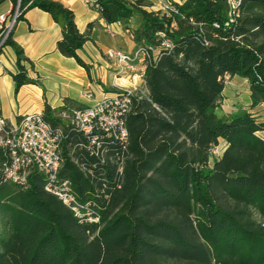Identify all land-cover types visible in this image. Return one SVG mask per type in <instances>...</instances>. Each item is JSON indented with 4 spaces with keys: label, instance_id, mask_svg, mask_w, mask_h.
Returning <instances> with one entry per match:
<instances>
[{
    "label": "trees",
    "instance_id": "obj_1",
    "mask_svg": "<svg viewBox=\"0 0 264 264\" xmlns=\"http://www.w3.org/2000/svg\"><path fill=\"white\" fill-rule=\"evenodd\" d=\"M90 1L108 25L139 22L132 33L146 70L125 116L127 140L99 135L91 146L61 118L83 106L45 104L43 118L62 135L58 181L96 221L75 218L42 174L0 181V264H264V120L252 112L264 111V0H242L232 23L226 0H173L168 13L145 0ZM35 8L60 27L57 51L89 74L77 55L89 29L52 0H20L17 23ZM12 34L3 48L16 56V93L36 82ZM232 77L247 82L250 108L221 117Z\"/></svg>",
    "mask_w": 264,
    "mask_h": 264
},
{
    "label": "crops",
    "instance_id": "obj_2",
    "mask_svg": "<svg viewBox=\"0 0 264 264\" xmlns=\"http://www.w3.org/2000/svg\"><path fill=\"white\" fill-rule=\"evenodd\" d=\"M52 1L73 13L81 33L89 29L90 41L77 51L78 57L88 66L89 74L74 59L63 57L57 51L61 29L52 17L37 8L28 10L23 20L16 24L12 40L33 65V69L26 65L27 76L36 83L24 85L15 93L11 77L17 72L15 53L8 46L0 52V113L10 125L25 114H42L45 104L58 108L64 105L65 100H70L88 107L93 101L86 98V93H92L94 100L114 94L117 92L113 88L115 66L106 58L107 52L116 50L130 54L138 47L132 33L139 25L137 19H132L127 28L118 24L108 25L94 5H87L83 0ZM11 10L10 0H0V15H8ZM147 10L155 11L153 7ZM233 78L237 77L229 79ZM121 82L128 83L125 80ZM140 86L144 89L143 82ZM247 94L249 98V90ZM69 109L74 107L66 110ZM255 111L258 109L252 112L255 114Z\"/></svg>",
    "mask_w": 264,
    "mask_h": 264
},
{
    "label": "built area",
    "instance_id": "obj_3",
    "mask_svg": "<svg viewBox=\"0 0 264 264\" xmlns=\"http://www.w3.org/2000/svg\"><path fill=\"white\" fill-rule=\"evenodd\" d=\"M172 1L153 0L152 7L155 12L168 13L171 11ZM241 1L226 0L229 23L239 16ZM19 2L17 0L12 13L0 15V52L17 24ZM83 2L92 5L90 0ZM106 58L115 66L113 79L116 82L113 88L117 92L100 100H94L92 93L88 92L86 98L93 101L92 105L82 109H69L61 114V118L89 138L90 145L96 148L100 147L99 135L118 140L122 144L126 142L125 116L130 109L131 98L136 94L138 85L143 82L147 53L141 47L130 54L110 50ZM227 79L229 78L226 81ZM121 80L127 81V85L119 84L118 81ZM61 138V133L53 130L42 114H25L14 125H10L0 113V181L23 185L30 173L42 174L46 180L44 189L47 193L55 196L75 218L94 222L96 218L82 214L83 208L71 192L69 183L58 181L62 166ZM217 149H212L211 154L215 155Z\"/></svg>",
    "mask_w": 264,
    "mask_h": 264
},
{
    "label": "rangeland",
    "instance_id": "obj_4",
    "mask_svg": "<svg viewBox=\"0 0 264 264\" xmlns=\"http://www.w3.org/2000/svg\"><path fill=\"white\" fill-rule=\"evenodd\" d=\"M153 0H145V3L152 7ZM149 7V8H150ZM157 9V7H155ZM119 84H125V82H118ZM127 85V83L125 84ZM143 91L140 84L137 87V94H141ZM247 83L240 78L227 79L226 87L222 95V100L217 109V114L221 117L229 116L236 112L247 111L250 108V101L247 94ZM255 114L260 119L264 120V111L258 109ZM223 146L220 145L216 150V157H219L222 153Z\"/></svg>",
    "mask_w": 264,
    "mask_h": 264
}]
</instances>
